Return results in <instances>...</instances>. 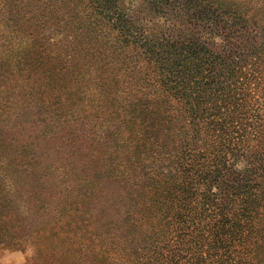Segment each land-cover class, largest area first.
Here are the masks:
<instances>
[{"label": "trees", "instance_id": "16d2710c", "mask_svg": "<svg viewBox=\"0 0 264 264\" xmlns=\"http://www.w3.org/2000/svg\"><path fill=\"white\" fill-rule=\"evenodd\" d=\"M0 97V249L264 264V0H0Z\"/></svg>", "mask_w": 264, "mask_h": 264}, {"label": "rangeland", "instance_id": "374dc122", "mask_svg": "<svg viewBox=\"0 0 264 264\" xmlns=\"http://www.w3.org/2000/svg\"><path fill=\"white\" fill-rule=\"evenodd\" d=\"M141 8L139 9V20H144L146 21L148 18H150L149 14L147 13V9L144 8L142 5L140 6ZM10 29V27H8ZM23 39L20 37H13L12 40V45L15 48H18L20 46L23 45ZM12 92H10L9 94H1L4 97H8L10 99H14V95L12 96L11 94ZM1 98V97H0ZM16 98V97H15ZM0 120L7 122L9 120H11V122L13 123L14 121V116L13 113H8L7 112V108H5L3 111L0 110ZM65 154L68 152H64ZM61 158V157H59ZM23 193V192H22ZM19 197H24L23 195H19ZM58 199V198H57ZM67 199L71 200V197L69 196ZM19 200V198H18ZM64 197L60 198V200L58 199V201H63ZM20 202L24 203L23 201ZM69 202L68 200H65L64 203ZM73 208V207H72ZM74 210V209H72ZM60 214H58V216H60ZM74 217V218H73ZM75 219V220H74ZM50 220L53 221V225L51 226H47L49 228H51L52 230V234L51 237L54 238V234L57 237V240L61 241L62 243L65 242V240H63L62 236L58 237V232L61 231V226L62 224H67L68 222H70V225H73L75 223V221L77 220V216L72 214V212H63L62 215L60 216V221L62 223L57 222V219L55 217V215H51ZM54 240V239H53ZM51 241L50 238L48 240V244H50L51 246ZM99 242H103L102 245L103 247H101V249H108L109 246H111L112 248V255L113 254H119L122 255L124 252L121 249V246L118 242L113 241V240H109V239H100ZM67 243V242H66ZM93 243L96 244V239L93 241ZM18 247H3L0 249V264H76L77 260H78V256L74 259L71 260H62V259H57L55 258V256L52 254L50 248H47L44 252V254H42V256L37 259V252L34 249V247L29 244L28 242L25 243H21V245H17ZM124 258V254L122 255Z\"/></svg>", "mask_w": 264, "mask_h": 264}]
</instances>
